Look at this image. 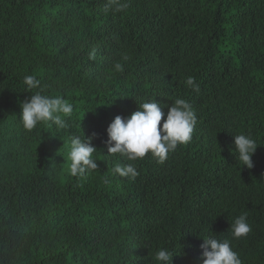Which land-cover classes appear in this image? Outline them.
<instances>
[{
    "label": "trees",
    "instance_id": "obj_1",
    "mask_svg": "<svg viewBox=\"0 0 264 264\" xmlns=\"http://www.w3.org/2000/svg\"><path fill=\"white\" fill-rule=\"evenodd\" d=\"M119 3L0 0V264H160L161 248L201 264L210 235L264 264V0ZM25 75L73 105L68 129L23 128ZM153 98L165 118L175 99L190 102V142L162 164L108 155L115 116ZM83 133L97 134L99 167L73 176L70 138ZM240 133L261 145L251 169L232 151ZM127 163L135 180L113 171ZM242 214L252 231L235 239Z\"/></svg>",
    "mask_w": 264,
    "mask_h": 264
},
{
    "label": "clouds",
    "instance_id": "obj_2",
    "mask_svg": "<svg viewBox=\"0 0 264 264\" xmlns=\"http://www.w3.org/2000/svg\"><path fill=\"white\" fill-rule=\"evenodd\" d=\"M116 10H121L124 5L119 0H110ZM128 59V57H125ZM115 68L122 71V65L117 63ZM26 92L30 96L20 102L19 119L27 132H32L40 124L55 125L58 130H66L70 127L68 119L74 108L63 96L45 95L41 87V81L34 75H25L23 80ZM186 84L195 90H199L195 78L189 76ZM32 90H37L33 93ZM87 113V112H86ZM85 113V114H86ZM84 114V116H85ZM163 120V123H161ZM197 117L190 102L183 98H177L168 106L165 112L162 105L154 98L138 104V109L129 116H115L107 127V154L123 157L127 161L142 160L146 155H151L158 163H164L170 152L176 150L178 145L190 142ZM97 134L91 136L73 135L70 138V151L68 153L69 172L73 176H83L87 171L98 169L97 159L93 154L98 149L93 143ZM234 135V149L236 160L242 166L251 169L254 164L252 156L258 146H261L250 134L240 133ZM115 174L122 178L135 180L139 175L134 163L116 164L113 169ZM105 182H108L107 179ZM231 235L235 239L246 237L251 231L247 223L246 214L239 215L230 224ZM202 238L200 244L201 264H243L228 239H217L215 236ZM176 252L167 248L159 249L155 259L160 264H173V256Z\"/></svg>",
    "mask_w": 264,
    "mask_h": 264
}]
</instances>
